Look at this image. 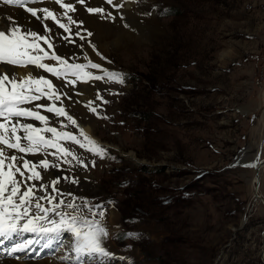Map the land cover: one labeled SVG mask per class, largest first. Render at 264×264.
I'll list each match as a JSON object with an SVG mask.
<instances>
[{
    "label": "rangeland",
    "instance_id": "rangeland-1",
    "mask_svg": "<svg viewBox=\"0 0 264 264\" xmlns=\"http://www.w3.org/2000/svg\"><path fill=\"white\" fill-rule=\"evenodd\" d=\"M46 1L45 7L56 6ZM66 2L77 9L70 13L74 20H96L107 25L111 36L103 43L83 21L79 28L69 25L74 41L69 43L60 38L69 33L52 22L58 54L63 47L64 58L84 64L87 56L124 80L105 78L63 88L72 97L63 104L78 125L65 130L79 135L82 128L106 154L101 158L69 143L86 167L71 157L70 164L54 161L60 168L41 169L43 180L34 182L74 178L78 183L61 179L57 185L62 193H71L61 198L75 197L81 205L86 200L94 210L105 211L103 247L112 256L85 258L87 264H264V208L254 205L255 167L249 166L264 159V88L256 82L264 75V0H114L119 8L106 0H86V6ZM87 7L105 13L90 14ZM122 34L130 35L128 43L113 45ZM88 71L103 76L101 70ZM89 102L96 112L89 110ZM129 154L148 165H137ZM259 195L264 199V169ZM27 236L20 243H45ZM15 240L7 249L19 243ZM72 242L67 234L64 249L34 243L23 254L54 263L68 255L71 264L74 253L67 248Z\"/></svg>",
    "mask_w": 264,
    "mask_h": 264
},
{
    "label": "snow or ice",
    "instance_id": "snow-or-ice-1",
    "mask_svg": "<svg viewBox=\"0 0 264 264\" xmlns=\"http://www.w3.org/2000/svg\"><path fill=\"white\" fill-rule=\"evenodd\" d=\"M0 2L23 9L39 20L44 29V34H40L12 17L7 18L10 21L8 26L0 29V67L3 68L0 71V243L12 240L14 236L31 233L45 241V248H52L53 245H62L65 234H70L73 241L72 252L75 253L74 264H87L85 258L90 261L97 256L111 257L112 254L103 247V240L108 236L102 223L105 211L94 210L86 200L81 205L74 202L75 197L68 201L61 198L71 196L70 192L62 193L57 187L61 179L73 184L78 183L76 179L56 177L48 184L34 182L43 180L41 169L50 172L51 169L60 168V164L54 161L70 164L71 160H75L80 166L86 167L83 160L68 146L69 143L104 158L105 149L82 128L79 129V135L65 130L69 125L74 128L78 125L63 104L64 98L72 99L63 88L75 87L78 82L90 83L105 78L122 84L123 75L102 69L100 64L88 60L87 56L84 59L88 62L84 64L70 62L58 54L53 28L46 21H52L56 27L69 33L60 38L74 43L69 38L72 35L69 25L75 24L79 28L83 21H76L70 15L77 10L73 3L51 0L63 10L61 14L48 7L30 6L45 3L46 0ZM76 3L86 6V0H76ZM106 3L122 7L119 3L114 4V0H106ZM87 11L102 16L105 13V9L101 7H87ZM107 15L111 17V13ZM62 18L68 23L62 22ZM75 35L85 39L80 36L79 31ZM87 35L91 36L92 33L87 32ZM41 42L47 45V50L42 47ZM92 47L95 50V46ZM45 61H54L55 64ZM7 66L32 67L26 75L18 78ZM88 69L101 70L103 76L94 75ZM36 70L50 74L61 84H55L45 75L36 74ZM97 98L102 99L99 95ZM88 107L90 111L96 112L91 102ZM42 112L51 113L57 119L53 120ZM27 121H37L40 126ZM57 123L60 125L59 129L55 126ZM29 155L43 158L29 160L26 158ZM48 156L53 157V160H49ZM249 166L255 167L254 164ZM37 192L43 195H37ZM95 209H102V206L96 205ZM34 242L39 243V240L17 243L11 251L23 250L26 244ZM61 259L68 261L70 257L65 255Z\"/></svg>",
    "mask_w": 264,
    "mask_h": 264
},
{
    "label": "bare ground",
    "instance_id": "bare-ground-1",
    "mask_svg": "<svg viewBox=\"0 0 264 264\" xmlns=\"http://www.w3.org/2000/svg\"><path fill=\"white\" fill-rule=\"evenodd\" d=\"M47 3V1L45 2ZM45 3H39V4H33L32 7H45ZM130 6V2H127V7ZM53 11L57 12V13H61L63 12L62 9L59 8L58 5L54 6V8L52 9ZM27 14L29 16H25L24 14ZM38 15H41L38 13ZM8 17H12L14 20H16L18 23L28 27V28H31L32 30L34 31H38L40 34H44V30H39V26L38 24L36 23L37 20H35L34 18L35 17H31V15L27 12H25L23 9L21 8H17L15 6H11V5H4L2 2H0V29H4L8 26V24L10 23V21L7 19ZM85 25H87L89 27V30L91 32H95V34L98 33V37L102 36L103 39H102V42L104 43L105 41H109L108 39H110V36H111V32L108 31V28H107V25H104L102 23H99L97 22L96 20H93V19H90V18H84L83 19ZM46 23L49 24L50 27H52L54 29L55 26L52 25V21H46ZM36 24V25H35ZM111 27V26H110ZM35 28V29H34ZM156 28V27H155ZM156 32V31H155ZM53 34H54V30H53ZM129 35V34H127ZM125 35V34H122L121 36L119 35L118 36V39L117 41H113V45L115 46H119L121 43H125L127 44L128 43V36ZM96 36V35H95ZM130 36V35H129ZM112 38V37H111ZM116 39V38H115ZM112 41V40H111ZM96 42V41H95ZM100 43V42H99ZM102 47V46H101ZM100 47V48H101ZM104 47V46H103ZM61 56L65 57L66 56V51L65 49L62 47V50H60V54ZM18 78L19 77H22L24 75H26L29 71V68H31L32 66H29V68H20V67H14V66H7ZM3 68L0 67V71H2ZM36 74L38 75H44L43 71L42 70H36ZM46 76V74H45ZM48 77V76H46ZM52 79V77H49ZM54 79V78H53ZM52 79V80H53ZM84 91V87H82V89H80V92H83ZM90 93V92H89ZM85 127V125H84ZM85 131V130H84ZM86 132V131H85ZM129 157L132 161H134V163H139V161L136 160V158L134 157L133 154H129ZM243 157V153L239 156V159H237V161L239 162ZM264 160V159H262ZM261 160V161H262ZM260 162V161H259ZM258 162V163H259ZM264 167V166H263ZM264 169V168H263ZM253 188L254 186H256V179L253 175ZM258 194H259V189H260V178L258 180ZM253 194H254V190H253ZM254 199V198H253ZM264 200V199H263ZM255 204H257L259 201H256L254 200ZM253 201V202H254ZM116 215V214H115ZM110 221L111 223L114 224V221L115 218H114V213L112 211H110ZM245 224H243V221L241 223V227H243ZM240 227V228H241ZM240 228L238 230H240ZM238 230H234V232L236 233ZM67 234H65L66 236ZM70 235V234H69ZM25 237H28L27 236V233H24V234H21L19 236H14L12 238V240H7V241H4L3 243H0V264H68L69 261H65L63 260V262H59V263H54V261H50L51 259H46V260H37L35 258L32 259V256L30 257L29 255L27 254H23L25 252V249H30L31 246L35 243H32V244H26L25 247L23 248V250H20V251H15V252H12L11 249H7V247H9L11 244H13L14 242H16V238L17 240L19 241V243L25 238ZM32 238H35L36 239V236H31ZM36 241V240H35ZM23 243V242H22ZM44 242H39V243H35L34 245L36 246H42ZM6 244V245H5ZM9 245V246H8ZM72 245V243H71ZM104 240H103V246H104ZM34 247V246H33ZM32 247V249H33ZM58 247H62V245L60 246H56V245H53V250L58 248ZM64 245L62 247V249H64ZM12 248V247H11ZM66 248V247H65ZM70 249V250H69ZM67 251H72V248L70 246V248L68 247L67 248ZM20 253H22L23 255H20ZM28 253V252H27ZM74 253V252H73ZM74 256H75V253H74ZM71 257V258H74ZM119 257V256H118ZM100 258L99 256L95 257L94 260ZM112 258H107V261H111ZM117 260V258H115ZM62 259H60L61 261ZM71 263V262H70ZM71 264H74V263H71Z\"/></svg>",
    "mask_w": 264,
    "mask_h": 264
},
{
    "label": "water",
    "instance_id": "water-1",
    "mask_svg": "<svg viewBox=\"0 0 264 264\" xmlns=\"http://www.w3.org/2000/svg\"><path fill=\"white\" fill-rule=\"evenodd\" d=\"M234 164L235 165L238 164V161H236ZM138 165H140V166L141 165L147 166L148 164H146V163H138ZM263 166H264V160H262L259 163H257L256 166H255V169H254V177H255L257 183H256V186H254V188H253V190H254L253 198L256 201H259V203H261L262 207L264 208V200H263L262 196L257 193L258 192V186H259L258 180L260 178V172L264 168ZM251 212H252V207L249 208L248 215H246V217H244L243 224L246 223V221L248 220V216H249V214ZM225 248L226 247H223V249H225Z\"/></svg>",
    "mask_w": 264,
    "mask_h": 264
},
{
    "label": "built area",
    "instance_id": "built-area-1",
    "mask_svg": "<svg viewBox=\"0 0 264 264\" xmlns=\"http://www.w3.org/2000/svg\"><path fill=\"white\" fill-rule=\"evenodd\" d=\"M257 86L264 88V75H260L257 80Z\"/></svg>",
    "mask_w": 264,
    "mask_h": 264
},
{
    "label": "trees",
    "instance_id": "trees-1",
    "mask_svg": "<svg viewBox=\"0 0 264 264\" xmlns=\"http://www.w3.org/2000/svg\"><path fill=\"white\" fill-rule=\"evenodd\" d=\"M143 170H147L145 167H144V169Z\"/></svg>",
    "mask_w": 264,
    "mask_h": 264
}]
</instances>
